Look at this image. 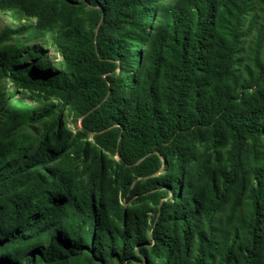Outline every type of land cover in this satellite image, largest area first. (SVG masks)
Segmentation results:
<instances>
[{
    "label": "trees",
    "instance_id": "16d2710c",
    "mask_svg": "<svg viewBox=\"0 0 264 264\" xmlns=\"http://www.w3.org/2000/svg\"><path fill=\"white\" fill-rule=\"evenodd\" d=\"M255 5L0 0V264H264Z\"/></svg>",
    "mask_w": 264,
    "mask_h": 264
},
{
    "label": "rangeland",
    "instance_id": "374dc122",
    "mask_svg": "<svg viewBox=\"0 0 264 264\" xmlns=\"http://www.w3.org/2000/svg\"><path fill=\"white\" fill-rule=\"evenodd\" d=\"M252 15H255V24L250 31V33L245 37L244 41V47L245 49L251 42L253 36L256 34V31L258 29H261V37H262V43H264V10H261L257 5H255L250 11ZM248 20V17L246 18V21ZM25 22V19H20L17 17V15L13 14L12 12L8 10H1L0 11V30L6 26L14 27L19 23ZM48 56L50 59H53L54 62H58L60 60V56L56 54V52L52 49H48ZM9 87H12L11 84H8ZM15 90V96L20 97L22 96L25 100L31 103H39L37 101V97L35 94L30 93L29 91L22 90L20 88H14ZM67 124L71 129H74L78 127V121L76 122H71L69 121V118H67Z\"/></svg>",
    "mask_w": 264,
    "mask_h": 264
}]
</instances>
